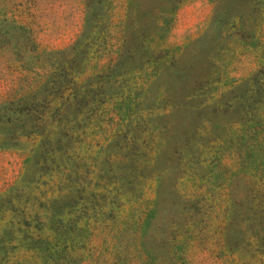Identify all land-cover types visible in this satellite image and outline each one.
<instances>
[{
	"label": "rangeland",
	"instance_id": "rangeland-1",
	"mask_svg": "<svg viewBox=\"0 0 264 264\" xmlns=\"http://www.w3.org/2000/svg\"><path fill=\"white\" fill-rule=\"evenodd\" d=\"M76 38L84 41L79 52L88 51L84 72L107 65L120 48L145 64L101 111L94 106L75 150L63 152L75 156L79 176L89 169L85 157L105 149L112 170L102 175L120 177L130 165L143 171V194L154 195L139 221L142 259L151 244L157 264H264V211L262 224L252 226L248 206L233 210L235 200L247 204L261 191L253 161L264 171V140L251 147L247 128L239 131V97L222 95L262 61L264 0H0V102L36 84L50 69V52ZM87 40L94 42L88 47ZM29 159L23 139L0 140V193L16 183L22 205L33 207L57 191L59 174L54 164L40 173ZM89 177L95 188L96 175ZM76 179L72 201L80 193ZM171 227L181 233L173 243L164 239ZM82 253L78 248L74 264H82Z\"/></svg>",
	"mask_w": 264,
	"mask_h": 264
},
{
	"label": "trees",
	"instance_id": "trees-1",
	"mask_svg": "<svg viewBox=\"0 0 264 264\" xmlns=\"http://www.w3.org/2000/svg\"><path fill=\"white\" fill-rule=\"evenodd\" d=\"M92 40L85 44L89 47ZM81 43L84 41L76 38L69 45L51 51L50 69L40 80L19 95L10 94L0 102V122L7 127V131L0 134V140L16 145L23 139L30 149V161L26 165H38L40 173H45L47 165L54 164L52 171L59 174L57 191L37 197L43 203L38 201L33 207L22 205L16 183L0 193V264H74L78 248L86 250V254L82 253L84 260H79L82 264H157L153 246H146L147 257L142 259L143 248L138 242L142 207L146 203L151 206L148 202L154 195L145 197L143 194L144 184L138 179L143 171L137 172V167L130 165L122 176L108 177L112 169H109V149H105L104 156L100 150L85 157L89 169L79 176L73 164L75 156L72 153L63 155L65 149L75 150L74 140L78 141L79 134L87 127V120L92 119L94 106L98 109L111 97L122 93L127 84L125 77L135 75L145 64L120 48L107 65L97 71L84 72L88 51L79 52ZM147 63L152 66L154 59ZM230 93L240 99H237L242 112L239 131L247 128L253 142L251 147L261 145L264 140V55L250 75L222 91V95ZM244 136L243 130L236 135L237 141L244 140ZM245 153L255 157L253 148ZM260 164L255 157L253 171L258 176L257 189L261 191L254 192L247 204L243 200L233 202V210L236 205L248 206L247 219L252 226L262 224L260 216L264 211V171ZM90 174L98 179L95 188ZM73 178H78L76 181L81 185L75 201L69 195L75 186ZM62 191L66 193L61 194ZM200 196L205 197L204 194ZM208 206L211 207L212 202ZM191 207L201 208L197 203ZM120 210L122 212L118 213ZM117 222H121L118 224L121 227L108 229ZM100 226L102 232L98 234ZM179 234L171 227L164 239L173 243ZM131 248L136 251L135 255ZM172 256L170 253L171 260Z\"/></svg>",
	"mask_w": 264,
	"mask_h": 264
}]
</instances>
